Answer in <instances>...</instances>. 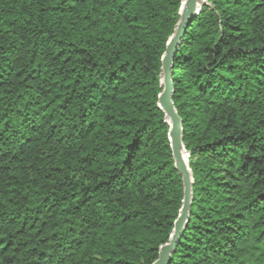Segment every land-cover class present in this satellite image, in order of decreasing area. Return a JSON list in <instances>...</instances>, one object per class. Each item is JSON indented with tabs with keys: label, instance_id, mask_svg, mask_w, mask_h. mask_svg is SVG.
<instances>
[{
	"label": "trees",
	"instance_id": "16d2710c",
	"mask_svg": "<svg viewBox=\"0 0 264 264\" xmlns=\"http://www.w3.org/2000/svg\"><path fill=\"white\" fill-rule=\"evenodd\" d=\"M184 0H0V264H153L183 200L158 106ZM192 178L169 264H264V0H207L172 60Z\"/></svg>",
	"mask_w": 264,
	"mask_h": 264
},
{
	"label": "water",
	"instance_id": "95a60500",
	"mask_svg": "<svg viewBox=\"0 0 264 264\" xmlns=\"http://www.w3.org/2000/svg\"><path fill=\"white\" fill-rule=\"evenodd\" d=\"M207 0H184L180 9V19L172 36L168 39L165 52L162 56V92L158 97V106L163 111L166 121L169 125L168 140L170 142L174 166L182 177L183 183V200L179 210L178 217L174 221L172 233L168 243L159 247L158 258L153 264H169L170 256L178 241L181 238L186 223L189 220V208L191 202V184L192 178L187 165V159L184 155H188L182 144L181 122L172 103V60L174 54L180 44L188 21L198 13L201 5Z\"/></svg>",
	"mask_w": 264,
	"mask_h": 264
},
{
	"label": "bare ground",
	"instance_id": "6f19581e",
	"mask_svg": "<svg viewBox=\"0 0 264 264\" xmlns=\"http://www.w3.org/2000/svg\"><path fill=\"white\" fill-rule=\"evenodd\" d=\"M185 159H187V156H186V155H184V160H185Z\"/></svg>",
	"mask_w": 264,
	"mask_h": 264
}]
</instances>
